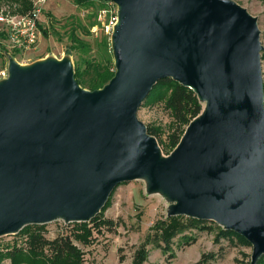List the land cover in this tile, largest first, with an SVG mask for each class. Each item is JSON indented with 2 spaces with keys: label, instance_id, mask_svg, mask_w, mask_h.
I'll list each match as a JSON object with an SVG mask.
<instances>
[{
  "label": "water",
  "instance_id": "water-1",
  "mask_svg": "<svg viewBox=\"0 0 264 264\" xmlns=\"http://www.w3.org/2000/svg\"><path fill=\"white\" fill-rule=\"evenodd\" d=\"M117 7L114 75L87 90L69 57L0 80V238L28 225L85 223L142 180L167 217L214 223L264 255V50L257 18L232 0H102ZM171 79L202 105L163 155L138 113Z\"/></svg>",
  "mask_w": 264,
  "mask_h": 264
},
{
  "label": "rangeland",
  "instance_id": "rangeland-1",
  "mask_svg": "<svg viewBox=\"0 0 264 264\" xmlns=\"http://www.w3.org/2000/svg\"><path fill=\"white\" fill-rule=\"evenodd\" d=\"M38 0H31L34 7ZM245 8L252 16L257 18L258 28L261 32L260 40L264 48V0H232ZM37 7L41 8L39 16V43L36 49L26 54L10 52L6 41L4 26L0 24V80L7 77V54L21 65H29L45 58L61 59L69 57L75 66L76 63L84 68L81 59L102 62L111 60L110 37L112 30L107 28V19L98 21L97 11L101 8L115 10L117 7L112 3L97 0L89 8H78L74 0H45V3ZM9 13L11 2L0 0V11ZM19 15V14H12ZM75 19L87 26L92 19L94 24L85 34L77 30L75 34L90 45L88 52L75 50L71 47L69 34L75 24ZM96 28L95 32L92 31ZM107 44H106V43ZM106 44V45H105ZM70 51V54H67ZM262 73L264 76V50L261 52ZM114 66V65H113ZM264 83V78H263ZM88 90V89H87ZM151 93L146 104L138 113L139 119L156 132L157 142L163 155H169L173 150L171 146L172 135L175 132L176 123L172 113L167 110L161 101H154ZM167 202L159 195H148L145 191V183L137 180L125 183L117 187L112 193L107 206L102 212V219L109 220L111 226H103L99 232L93 231L92 243L88 246L75 243L84 253L83 264H134L139 249L144 246L147 255L142 264H195L204 254L208 264H250L251 245L236 242L234 239L220 238L216 240L218 233L216 224L207 226L214 227V232L208 230H189L188 235L196 237V241L189 246H176L174 239L171 246L175 257L167 261L154 242L153 237L160 234L158 223L167 217ZM74 229L73 224H65L55 221L42 225L41 230L47 239H52L59 234H70ZM21 236H6L0 238V243L8 244L13 241L18 243ZM214 255V258H211ZM122 259V260H121ZM122 261V262H120ZM5 264H9L6 262Z\"/></svg>",
  "mask_w": 264,
  "mask_h": 264
},
{
  "label": "trees",
  "instance_id": "trees-1",
  "mask_svg": "<svg viewBox=\"0 0 264 264\" xmlns=\"http://www.w3.org/2000/svg\"><path fill=\"white\" fill-rule=\"evenodd\" d=\"M8 1L11 2L10 14L24 15L33 10L31 0ZM95 1L97 0H74V4L78 8H89L94 5ZM94 23L92 19L87 26H84L80 20L75 19V24L69 34V40L72 42V46H74L71 48L82 52H88L90 50V45L81 40L75 32L81 29L82 33L84 32L86 34ZM67 54H70V51H67ZM81 61L84 64V68H81L76 63L74 66V77L77 83L84 89L90 91L99 89L114 75L115 69L111 60L105 59L102 62H96L81 59ZM151 93L154 94L153 100L163 102L165 108L173 115L176 128L172 135L171 146L174 148L179 142L186 126L200 113L202 105L190 89L183 87L171 79H164L157 82L151 90ZM147 130L150 135L156 137L157 134L153 129L147 126ZM109 199L100 213L89 222L70 223L74 226L70 234H59L52 239H47L42 233V225H28L24 227L19 233L13 235L21 236L19 243L17 241L8 244L0 243V264H5L6 262L9 264H83L84 253L75 243L88 246L92 243L94 230L99 232L101 227L111 226L109 220L102 219V212L107 206ZM207 223L184 216L169 217L163 221H159L158 231H160V234L155 233L153 239L154 242L158 243L167 261H170L175 257L171 246L173 240H177L176 246L179 248L184 245L189 246L196 241V237L187 234L189 230L215 231L214 227L207 226ZM210 224L214 225V223ZM216 228L218 229V233L215 236L216 240L220 238H227L228 240L234 239L236 242L250 245L241 236L231 231H224L219 226H216ZM148 243L149 240L147 239L144 246ZM144 246L139 249L134 264H142L145 260L147 251ZM211 258H214V255ZM207 260L206 255L203 254L195 264H208ZM256 264H264V255Z\"/></svg>",
  "mask_w": 264,
  "mask_h": 264
},
{
  "label": "built area",
  "instance_id": "built-area-1",
  "mask_svg": "<svg viewBox=\"0 0 264 264\" xmlns=\"http://www.w3.org/2000/svg\"><path fill=\"white\" fill-rule=\"evenodd\" d=\"M39 5L45 3V0H38ZM34 5L33 10L24 15H12L0 11V24L4 26L6 32V41L10 52L26 54L36 49L39 43L40 29L39 16L41 8ZM98 21L107 19V28L113 30L117 22L115 10L101 8L97 11ZM96 28L92 31L95 32ZM4 76V72L0 73ZM264 78V76H263Z\"/></svg>",
  "mask_w": 264,
  "mask_h": 264
}]
</instances>
